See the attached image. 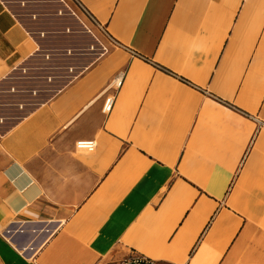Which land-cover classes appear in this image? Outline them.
Here are the masks:
<instances>
[{
  "label": "crops",
  "instance_id": "0c3cea01",
  "mask_svg": "<svg viewBox=\"0 0 264 264\" xmlns=\"http://www.w3.org/2000/svg\"><path fill=\"white\" fill-rule=\"evenodd\" d=\"M80 1L99 57L39 37L57 0H0V264H264V0Z\"/></svg>",
  "mask_w": 264,
  "mask_h": 264
},
{
  "label": "rangeland",
  "instance_id": "374dc122",
  "mask_svg": "<svg viewBox=\"0 0 264 264\" xmlns=\"http://www.w3.org/2000/svg\"><path fill=\"white\" fill-rule=\"evenodd\" d=\"M58 3L61 5V7L51 8L50 13L52 14L53 19L49 18L48 16H43L42 19H40L37 23L33 25V28L39 33V37L42 39H45L48 35V45L54 46V45H61L66 46L68 44H91L89 45V49L94 52L96 57H99L100 55H97L95 52L96 48L99 46V41H103L102 33L101 31L91 25L85 18L84 21L87 24L88 28H85L77 19L76 16L72 15L70 11H76L77 14H79L80 17H82L81 12L78 11V8L76 7L75 3L72 0H65L64 2L62 0H57ZM70 17V18H69ZM74 17V18H73ZM72 18V19H71ZM90 29L91 31H89ZM71 32V33H70ZM61 33L69 35H81L77 37H72L71 40H65L64 38H58L60 35H63ZM80 33V34H76ZM83 33V34H81ZM52 35V36H50ZM55 35H57L55 37ZM84 37V38H83ZM72 40H74L72 42ZM94 46V48H92ZM81 47H79V51L81 52ZM77 50V49H76ZM262 134H264V128L261 131ZM263 136V135H262ZM259 139V137H258ZM264 139V137H263ZM260 140H262L260 138ZM259 145V143L257 144ZM261 147L256 146V150H259L262 162L260 166V177L261 179L256 180L250 183V188H256L258 187V191L261 193V207L264 204V142L260 144ZM245 215L248 217L249 222L253 224L254 228L251 230V233L257 234L259 233L260 237V246H264V211L260 213H252V212H245ZM253 231V232H252Z\"/></svg>",
  "mask_w": 264,
  "mask_h": 264
},
{
  "label": "built area",
  "instance_id": "2783aa9c",
  "mask_svg": "<svg viewBox=\"0 0 264 264\" xmlns=\"http://www.w3.org/2000/svg\"><path fill=\"white\" fill-rule=\"evenodd\" d=\"M63 2L65 0H62ZM76 7L78 8V11L81 12L82 17L79 16V14L76 13V11H70L72 15L76 16L78 21L85 27L88 28L87 24L85 23V18L91 25L98 28L102 33L103 41H99V46L96 48V54L97 55H103L107 53L113 45L116 44V41L111 35V33L108 31L106 27H104L101 23L97 21L95 16L83 5V3L80 0H72ZM91 31L90 29H88ZM94 48V46H92ZM120 82L118 83V85ZM115 98L113 95H109L105 99V105L104 110L106 112H110L113 108ZM97 142L93 138H82L78 139L76 141V147L80 150L85 151H93L96 148ZM102 264H161L159 260L151 258L149 256H146L142 253H131L130 255H127L121 259H109Z\"/></svg>",
  "mask_w": 264,
  "mask_h": 264
}]
</instances>
